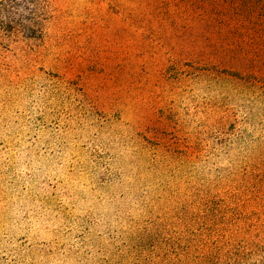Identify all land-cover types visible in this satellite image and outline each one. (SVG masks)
Wrapping results in <instances>:
<instances>
[{"label":"rangeland","instance_id":"rangeland-1","mask_svg":"<svg viewBox=\"0 0 264 264\" xmlns=\"http://www.w3.org/2000/svg\"><path fill=\"white\" fill-rule=\"evenodd\" d=\"M0 264H264V0H0Z\"/></svg>","mask_w":264,"mask_h":264}]
</instances>
